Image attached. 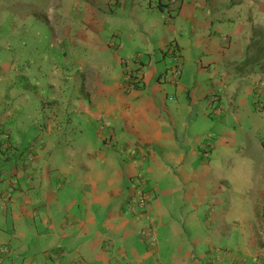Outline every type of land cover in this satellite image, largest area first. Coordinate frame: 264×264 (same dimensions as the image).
<instances>
[{"label":"crops","instance_id":"1","mask_svg":"<svg viewBox=\"0 0 264 264\" xmlns=\"http://www.w3.org/2000/svg\"><path fill=\"white\" fill-rule=\"evenodd\" d=\"M78 3L58 107L0 72L3 264H264V0Z\"/></svg>","mask_w":264,"mask_h":264},{"label":"rangeland","instance_id":"2","mask_svg":"<svg viewBox=\"0 0 264 264\" xmlns=\"http://www.w3.org/2000/svg\"><path fill=\"white\" fill-rule=\"evenodd\" d=\"M79 1L61 6L60 0H0V62L4 65L0 72L12 75L20 90L40 96L48 108L60 105L67 86L64 77L75 75L72 58L82 48L70 37L65 39L57 25L74 21ZM85 49L92 53L90 44ZM19 59L18 73L7 69L11 61ZM0 89L6 90L5 85Z\"/></svg>","mask_w":264,"mask_h":264},{"label":"built area","instance_id":"3","mask_svg":"<svg viewBox=\"0 0 264 264\" xmlns=\"http://www.w3.org/2000/svg\"><path fill=\"white\" fill-rule=\"evenodd\" d=\"M166 3L174 4L177 0H163ZM226 36H223L225 38ZM170 53H173V50L170 51ZM139 56V54H137ZM172 58H176V56L173 54ZM170 75V79L173 81H176L179 76V68L176 66L172 69ZM131 73L125 72V80L128 83H131ZM212 144L211 142H207L204 144L202 149V154L204 156H207L209 151L211 150ZM128 208L130 210H134L137 215L141 216L145 219L146 225L145 227L140 231L141 237H145L148 232L151 231L149 246L154 245V238L152 235V230L155 226V220L151 214L150 209V197H149V191L147 189V186L145 184V180L143 178H140V176H137L136 183H134V191L130 198V200L127 202ZM10 254V247L6 244H3L0 246V264H3L4 257L8 256Z\"/></svg>","mask_w":264,"mask_h":264},{"label":"trees","instance_id":"4","mask_svg":"<svg viewBox=\"0 0 264 264\" xmlns=\"http://www.w3.org/2000/svg\"><path fill=\"white\" fill-rule=\"evenodd\" d=\"M131 77H132L131 78L132 81H130V82L132 83V82H134V79H135L133 77H136V76L132 73ZM1 133L5 134V132L3 130H1ZM5 149H6L5 142H4L3 139H1V141H0V151L2 152L1 154H4ZM23 153H24L23 151H21L20 153H18L17 156L15 157V160H18V159H21L22 160L23 159V157H22Z\"/></svg>","mask_w":264,"mask_h":264},{"label":"clouds","instance_id":"5","mask_svg":"<svg viewBox=\"0 0 264 264\" xmlns=\"http://www.w3.org/2000/svg\"><path fill=\"white\" fill-rule=\"evenodd\" d=\"M162 2H163V3H165V4H169V3H166V2H164L163 0H162ZM223 36H225V35H223ZM138 54H139V53H138ZM175 59H177V56H176V58H175ZM176 66L179 68V66H178V65H176ZM176 66H175V67H176ZM179 74H180V69H179ZM178 78H179V76H178ZM176 81H177V80H176Z\"/></svg>","mask_w":264,"mask_h":264}]
</instances>
